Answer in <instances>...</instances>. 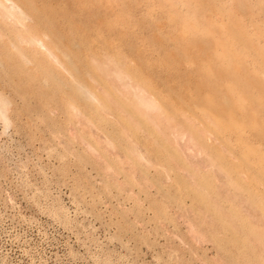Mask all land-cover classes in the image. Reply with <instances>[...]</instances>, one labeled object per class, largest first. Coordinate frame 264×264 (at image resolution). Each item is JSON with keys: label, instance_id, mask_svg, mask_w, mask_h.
Wrapping results in <instances>:
<instances>
[{"label": "rangeland", "instance_id": "1", "mask_svg": "<svg viewBox=\"0 0 264 264\" xmlns=\"http://www.w3.org/2000/svg\"><path fill=\"white\" fill-rule=\"evenodd\" d=\"M0 111V264H264V0H0Z\"/></svg>", "mask_w": 264, "mask_h": 264}, {"label": "bare ground", "instance_id": "2", "mask_svg": "<svg viewBox=\"0 0 264 264\" xmlns=\"http://www.w3.org/2000/svg\"><path fill=\"white\" fill-rule=\"evenodd\" d=\"M2 3H3V1H2ZM4 3H5V1H4ZM3 3V4H4ZM5 8H7V7H5ZM8 9V8H7ZM13 10V9H12ZM33 39H34V37H33ZM37 39V38H36ZM31 41V40H30ZM38 42H39V40H38ZM36 43V42H35ZM36 45H37V43H36ZM40 45V44H39ZM1 112V111H0Z\"/></svg>", "mask_w": 264, "mask_h": 264}]
</instances>
